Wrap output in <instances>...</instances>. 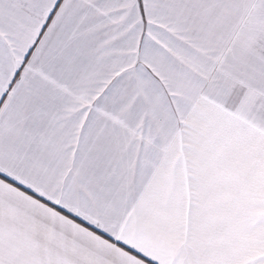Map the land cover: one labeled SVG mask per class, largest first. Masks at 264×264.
<instances>
[{
  "label": "snow or ice",
  "instance_id": "6c2138e0",
  "mask_svg": "<svg viewBox=\"0 0 264 264\" xmlns=\"http://www.w3.org/2000/svg\"><path fill=\"white\" fill-rule=\"evenodd\" d=\"M0 264H264V0H0Z\"/></svg>",
  "mask_w": 264,
  "mask_h": 264
}]
</instances>
